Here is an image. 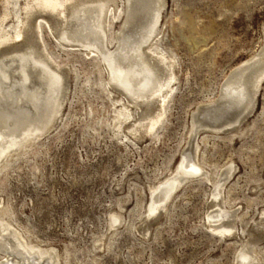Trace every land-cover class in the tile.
Instances as JSON below:
<instances>
[{
	"label": "rangeland",
	"instance_id": "1",
	"mask_svg": "<svg viewBox=\"0 0 264 264\" xmlns=\"http://www.w3.org/2000/svg\"><path fill=\"white\" fill-rule=\"evenodd\" d=\"M6 1L0 0V17ZM164 4L159 44L173 58L177 90L158 136L149 126L133 140L118 134L113 105L97 84L106 83L107 74L78 51L66 55L45 29L48 51L79 77L69 81L52 128L0 174V203L9 209L5 218L15 239L49 249L44 260L32 253L30 264H235L242 248L264 264V80L241 123L219 127L232 118L225 117L229 108L215 105L238 66L253 57L264 60V0ZM14 88L20 87H4L2 103L27 105L9 95ZM203 108L222 115L211 119L217 129L206 122L190 135ZM183 151L193 153L214 180L188 179L165 209L149 217L152 187L175 175ZM216 189L244 233L221 236L208 228ZM15 253L10 259L28 263L31 253Z\"/></svg>",
	"mask_w": 264,
	"mask_h": 264
},
{
	"label": "bare ground",
	"instance_id": "2",
	"mask_svg": "<svg viewBox=\"0 0 264 264\" xmlns=\"http://www.w3.org/2000/svg\"><path fill=\"white\" fill-rule=\"evenodd\" d=\"M164 5V0L6 1L5 12L0 17V95L5 94L4 87L19 85L20 88H14L9 95H17V100L27 105L11 109L0 98V174L52 128L67 100L69 81L79 77L78 73L74 74L73 65L63 64L64 61L51 54L53 51H48L45 29L66 55H75L78 51L86 59L96 61L101 72L107 74V82L100 80L97 84L102 86L113 105L118 134L133 140L141 128L149 126L150 135L158 136L159 129L166 126L169 101L177 90L173 58L161 46V41L159 44ZM259 60L248 59L230 76L215 105L218 109L229 108L225 117L232 119L228 125L219 127L241 123L255 108L256 96L264 80V60ZM208 109L203 108L202 115L197 114L200 116L193 119L190 135L206 122L217 129L218 125H213L212 121H219L217 118L222 115ZM153 114L156 116L152 117ZM147 120H150L149 125ZM124 123H127V131L123 128ZM190 144L194 143L191 141ZM195 147H192L194 151ZM192 155L183 151L175 175L152 187L147 209L149 217L165 209L173 194L188 179L214 180ZM224 200L222 189L213 193L212 211L207 213L208 228L221 236L244 233L246 229L238 227L232 219L234 213L224 205ZM8 212V207L0 203V251L7 254L3 255L6 259L0 264H30V257L35 252L40 253L42 260L49 249L43 251L25 239H15L11 232L13 223L5 218ZM239 214L236 216H242ZM112 216L115 221L120 219V215ZM7 234L16 242L13 243ZM249 250L242 248L235 264H261L262 256L252 255ZM254 251L259 253L258 249ZM14 252L31 253L24 259L28 263L23 259H10L9 255Z\"/></svg>",
	"mask_w": 264,
	"mask_h": 264
}]
</instances>
